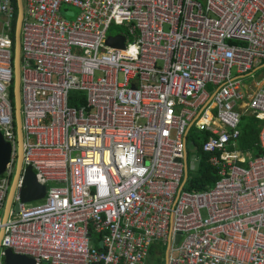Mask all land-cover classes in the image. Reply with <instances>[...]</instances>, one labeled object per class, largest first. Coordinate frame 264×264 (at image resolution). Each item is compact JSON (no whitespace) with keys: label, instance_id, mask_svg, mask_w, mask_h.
<instances>
[{"label":"built area","instance_id":"1","mask_svg":"<svg viewBox=\"0 0 264 264\" xmlns=\"http://www.w3.org/2000/svg\"><path fill=\"white\" fill-rule=\"evenodd\" d=\"M23 4V169L3 224L18 134L16 10L0 0V133L12 146L1 264L7 250L36 264H147L169 244L168 264H264V156L239 144L245 115L264 122V0ZM117 37L125 48L108 45ZM192 125L214 135L203 151L219 179L206 191L184 185ZM28 167L46 186L41 201H22Z\"/></svg>","mask_w":264,"mask_h":264},{"label":"water","instance_id":"2","mask_svg":"<svg viewBox=\"0 0 264 264\" xmlns=\"http://www.w3.org/2000/svg\"><path fill=\"white\" fill-rule=\"evenodd\" d=\"M18 18H17V28H16V38H15V115H16V125H17V134H18V162H17V172L13 181V185L7 200V204L5 207L4 215H3V224H7L10 212L12 210V203L14 194L22 174L23 169V129H22V102H21V33H22V26L24 22V4L23 0H18ZM125 41L124 37H117V38H109L108 45L113 48H125ZM193 125L190 127L192 130ZM189 130V131H190ZM188 155V153H187ZM187 155L184 160L186 166V174L184 185L187 183L189 179L188 173V166H187ZM12 158V146L10 143H7L0 133V176H2L6 170L8 165L11 162ZM183 185V186H184ZM46 186L42 185L39 181L38 176L34 173L31 167H28L25 170L24 176V186L21 192V198L24 203H33L36 201H41L46 197ZM16 214L19 213V208L16 207L15 209ZM4 236V229L0 231V250L2 239ZM181 236L178 237L177 242H179ZM170 244L166 250V264H168V254L170 251ZM1 264V260H0ZM3 264H36V261L29 256H23L15 254L12 250L6 251V257Z\"/></svg>","mask_w":264,"mask_h":264},{"label":"trees","instance_id":"3","mask_svg":"<svg viewBox=\"0 0 264 264\" xmlns=\"http://www.w3.org/2000/svg\"><path fill=\"white\" fill-rule=\"evenodd\" d=\"M14 6L16 10L15 22L12 30V41L13 49L15 51V38H16V28H17V18H18V0H14ZM11 98L15 104V81L11 88ZM264 122L255 118L251 115H245L242 118L240 131L241 138L239 141L240 149L243 151H250L254 157L264 156V150L261 149L259 145V136L262 130ZM214 135L209 131H200L197 128H192L188 137V147L189 145L194 149L199 158L200 165L198 171L194 175L189 174V187L188 191L199 192L210 190L215 187L219 176L218 169L212 164V157L214 155L207 154L203 151L204 144ZM167 246H154L151 250L150 257H156L157 264H162L166 257Z\"/></svg>","mask_w":264,"mask_h":264},{"label":"rangeland","instance_id":"4","mask_svg":"<svg viewBox=\"0 0 264 264\" xmlns=\"http://www.w3.org/2000/svg\"><path fill=\"white\" fill-rule=\"evenodd\" d=\"M78 11L76 9H73V8H69V7H64L63 9V17L68 20V21H74L78 15ZM125 29L122 28V27H119V26H114L112 29H111V34H118V33H124ZM235 74V72H234ZM261 74V71L257 72V80H260V77L259 75ZM254 81L253 79H249L248 82H252ZM205 123H207L206 121H202L201 122V125H204ZM188 165H189V174L192 176L194 175L198 169H199V166H198V154L197 152L192 149V147L189 145L188 147ZM4 215V213H2V216ZM148 264H157V259L156 257H152ZM162 264H166V259H164V262Z\"/></svg>","mask_w":264,"mask_h":264},{"label":"bare ground","instance_id":"5","mask_svg":"<svg viewBox=\"0 0 264 264\" xmlns=\"http://www.w3.org/2000/svg\"><path fill=\"white\" fill-rule=\"evenodd\" d=\"M210 120H211V119H207V120H204V121H206V122L208 123V122H210Z\"/></svg>","mask_w":264,"mask_h":264},{"label":"crops","instance_id":"6","mask_svg":"<svg viewBox=\"0 0 264 264\" xmlns=\"http://www.w3.org/2000/svg\"><path fill=\"white\" fill-rule=\"evenodd\" d=\"M149 260H150V259H148V262H149ZM148 262H147V264H148Z\"/></svg>","mask_w":264,"mask_h":264}]
</instances>
